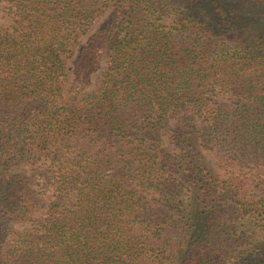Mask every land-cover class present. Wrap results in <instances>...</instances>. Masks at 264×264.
Returning a JSON list of instances; mask_svg holds the SVG:
<instances>
[{
  "label": "trees",
  "instance_id": "16d2710c",
  "mask_svg": "<svg viewBox=\"0 0 264 264\" xmlns=\"http://www.w3.org/2000/svg\"><path fill=\"white\" fill-rule=\"evenodd\" d=\"M0 13V264H264V0Z\"/></svg>",
  "mask_w": 264,
  "mask_h": 264
},
{
  "label": "rangeland",
  "instance_id": "374dc122",
  "mask_svg": "<svg viewBox=\"0 0 264 264\" xmlns=\"http://www.w3.org/2000/svg\"><path fill=\"white\" fill-rule=\"evenodd\" d=\"M2 13H0L1 15ZM109 20V12L104 13L103 15H101L100 17H98V19L95 21V23L91 26L90 30H89V34L87 36H84L83 38H81L79 44L76 46V50L77 53L79 51L80 46L84 45L88 36L92 33H94L95 31H97L98 29H100L101 27H103ZM77 53L74 54L73 56L69 57L67 59V66L71 67L72 66V60L75 58V56H77ZM105 68V63L103 62V65L101 66V68L96 71L93 76H92V81L91 84L89 85V89H96L99 87L100 82H101V73ZM73 77V73L72 71H70V81L72 80ZM70 83L67 85V87H69ZM68 97V94H66V98ZM206 154L208 155V160L211 162V167L214 170H218L219 173L224 176V168H222L219 163H218V157L213 153V152H206ZM248 171L250 170V168L247 169ZM254 170V169H252ZM251 170V171H252ZM253 179H255V181L251 184L252 189H253V195H255L256 197H258L259 195L262 194V187L260 185H257V180L255 177L252 176Z\"/></svg>",
  "mask_w": 264,
  "mask_h": 264
}]
</instances>
